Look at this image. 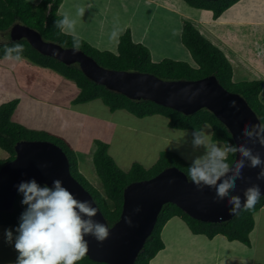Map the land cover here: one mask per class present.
Segmentation results:
<instances>
[{
	"label": "trees",
	"instance_id": "obj_1",
	"mask_svg": "<svg viewBox=\"0 0 264 264\" xmlns=\"http://www.w3.org/2000/svg\"><path fill=\"white\" fill-rule=\"evenodd\" d=\"M62 0H40L33 4L28 0H0V32L6 33L7 40L0 43V58L6 55V49L15 44L23 45L21 58L42 67L51 69L75 83L78 94L73 103H85L96 99L106 105L111 112L124 109L132 115L142 118L151 115H162L167 118L170 128L179 130H197L204 124L211 125V136L214 141L234 144L226 127L207 109L203 108L193 114L185 115L177 110L156 104L150 100H131L126 96L113 92L95 83L85 76L77 64L66 65L50 56L40 54L25 39L11 41L8 29L19 22L37 30L44 40L56 42L63 47H74L73 36L61 32L55 27V21L62 19L58 13ZM188 5L206 9L217 19L231 5L239 0H184ZM80 40V50L91 56L101 66L127 71H140L154 74L161 79H198L214 74L221 85L231 92L242 95L264 124V105L259 99L263 83L261 80L233 81L232 67L224 53L210 41L204 38L189 20H184L181 31V42L189 51L192 63L181 59L164 58L153 61L149 49L131 38L126 30L119 36L116 51L102 50L92 46L84 39ZM11 55L16 56L15 53ZM18 103L17 99L0 105V148L9 156L0 159V166L15 156L14 145L20 140H48L59 145L68 157L72 176L92 195L105 219L112 225L119 217L122 208V193L125 186L133 181L153 177L169 166H175L186 175L191 162L185 161L176 153L161 152L156 163L150 168H144L139 163H133L127 171L120 169L108 154V144L102 141L95 143L91 153L92 165L100 180L101 188L79 172L75 152L61 137L45 130L31 129L12 120V113ZM234 157L230 155L229 162ZM40 185V184H38ZM43 187L44 185H40ZM100 188V189H99ZM19 195L14 200L10 211H0V225L18 226L20 216L24 211L19 203ZM264 206V196L251 209L242 208L233 218L221 223L203 222L194 219L173 203L163 205L155 226L146 240L142 250L133 264H149L150 260L163 247L161 229L171 217L182 218L192 233L204 234L208 238L223 235L228 240L250 244V234L254 227L253 213ZM76 264H106L90 260L86 255Z\"/></svg>",
	"mask_w": 264,
	"mask_h": 264
},
{
	"label": "water",
	"instance_id": "obj_2",
	"mask_svg": "<svg viewBox=\"0 0 264 264\" xmlns=\"http://www.w3.org/2000/svg\"><path fill=\"white\" fill-rule=\"evenodd\" d=\"M8 35L11 41L25 39L40 54L66 65L77 64L87 78L131 100H150L185 115L205 108L226 127L234 145L243 144L254 153L259 151L264 159V147L256 137L250 139L243 134L245 128L254 130L255 125L262 124L259 117L242 95L224 88L214 74L169 80L148 72L109 69L80 49L74 54L73 47L44 40L37 30L19 22L8 29ZM14 152V158L0 166V211L12 209L21 181L35 179L40 185L52 187L54 180L60 179L78 200H87L97 207V214L91 219L109 229L102 242L90 235L84 237L88 241L86 256L95 262L133 264L166 203L175 204L194 219L212 223L228 221L243 208L231 213L228 198L217 200L214 187L198 189L183 171L169 166L151 178L125 186L119 217L109 225L92 195L72 176L68 157L59 145L48 140H20L15 143ZM239 158V154L234 157L233 166ZM248 163L246 160L242 170L243 179H237L236 188L229 191L230 196L239 195L242 204L244 189L253 183L260 185L264 196V180L256 179L260 169L249 168Z\"/></svg>",
	"mask_w": 264,
	"mask_h": 264
},
{
	"label": "rangeland",
	"instance_id": "obj_3",
	"mask_svg": "<svg viewBox=\"0 0 264 264\" xmlns=\"http://www.w3.org/2000/svg\"><path fill=\"white\" fill-rule=\"evenodd\" d=\"M28 1L33 4L40 2V0ZM242 2L241 5H236L228 13L233 17L240 18L244 13H248L249 9H263L264 6V0ZM170 7H174L176 12L169 11L168 9H172ZM80 8L84 9L82 16L77 15ZM190 12L191 9L184 0H62L58 10L59 14L64 15L67 13L76 19V36H79L98 49L116 51L118 41L110 39L112 31L114 29H121L123 34L126 30H129L133 41L139 42L149 49L153 61L171 58L192 63L189 51L181 42L184 16H186L185 13L190 15ZM193 12L196 14L198 12L199 14L202 11L193 10ZM249 18L245 14V19ZM238 32H241V30L238 29ZM260 35L261 40L259 41L261 45L258 40H252V43H249L247 48L243 49L242 53L245 57H253L252 59L255 60L259 57L258 52L264 53V29L261 30ZM248 37L250 40L252 39L250 34H248ZM6 40L7 37L0 32V43ZM257 45L260 46L258 47ZM254 48H259L260 50H253ZM256 51L257 54H255ZM9 61L12 63L29 62L27 64H30L28 66L31 68H41L26 58L17 60L13 55L9 59L0 60V64L2 66L5 62L4 65L7 67L9 66ZM46 70L49 72V75H53L57 80L54 83L46 84L45 80L40 79V82L43 81V85H38L37 87L41 91L46 90L50 92L48 94L45 92V94H50L52 100H66L65 97L61 98V94L59 95L58 92H54L56 89H52L58 83L65 91L67 90L66 87H68L70 97L76 93L78 88L73 81L66 79L51 69ZM18 71L19 69L14 73L18 76L16 80L24 82L26 79H29L23 71L20 72V75L16 74ZM45 75L47 74L45 73ZM6 78L11 79V73L6 74ZM20 87L22 91L23 84ZM5 97V93L0 94V99H6ZM8 100L11 101L10 99ZM22 102L23 99L20 104ZM26 103L27 106L25 103L24 105L19 104L17 110L13 111V121L27 123V125L34 127L33 129L45 130L55 134L65 140L73 151L84 150L90 144L92 146L91 151H93L96 142H105L108 144V154L123 171H127L133 163H139L144 168H150L156 163L163 151L176 153L179 157L191 163L196 158L205 154L203 146L195 147L193 145L192 132L195 130L186 131L170 128L167 125V118L162 115L155 114L138 118L124 109L111 112L101 100L96 99L89 103L78 105L77 108L80 111L78 114L74 113V116L65 112L66 110H61V112L55 113L54 117H50L47 112L43 114L42 104L34 108L29 104V101H26ZM67 105L68 108L71 107L70 104ZM48 110H51V108ZM84 115L99 116L101 120L95 119L93 120L94 122L88 123L83 128L77 127L75 119ZM129 125H132L135 130L134 128H129ZM206 125L209 124H204L202 128ZM140 129H144L150 133L142 135L139 133ZM205 131L208 134L211 132L208 129H205ZM182 133L184 134L183 136H181ZM190 143L191 145H189ZM218 143L222 145V143ZM91 164L92 162L89 161L90 166L88 163L82 165L81 170L84 173L82 174L87 180L92 181L96 187H100V180ZM79 172L81 171L79 170ZM18 203L23 210L27 208V205H23L21 200ZM255 213H253V229H255ZM260 220L259 226L263 227L264 219L261 218Z\"/></svg>",
	"mask_w": 264,
	"mask_h": 264
},
{
	"label": "crops",
	"instance_id": "obj_4",
	"mask_svg": "<svg viewBox=\"0 0 264 264\" xmlns=\"http://www.w3.org/2000/svg\"><path fill=\"white\" fill-rule=\"evenodd\" d=\"M242 1L250 0L237 1L227 8L217 19L213 18L210 10L195 8L187 4V6L190 7L191 12L190 15L185 13L186 16H184V20L191 21L194 27L200 30L199 32L204 38L224 53L232 67L233 81H262L263 86L259 94V99L264 103V53L258 52L259 57L255 60L252 59L253 57H245L242 53L243 49H246L249 43H252V40H261L260 33L261 30L264 29V6L263 9H249L248 13H244L240 16V18L231 16L228 12L236 5H241V3H243ZM170 8L172 9H167L171 12H176L174 7ZM193 10L202 12H199V14L197 12L196 14ZM245 14L250 18L245 19ZM238 29H240L241 32H238ZM3 34L6 36V33ZM248 34H250L252 38L251 40L248 37ZM260 45L257 46L259 47ZM255 49L258 50L259 48H254L253 50ZM255 54H257V51ZM9 57L10 56H5L0 58V60L9 59ZM27 63H12L9 61V66L6 65L7 67L4 65L5 62L2 66L0 64V94H6V99H0V105L7 102L8 99H17L18 103L14 109L15 112L23 99V102L20 105H24L25 103L27 106L28 102L26 103V101H29V104H31L34 108L42 104L43 114H45L44 112H47L50 117H54L55 113L61 112V110H66L65 112L72 114L73 116L74 113H79L80 109L77 108V106L86 104L87 102L78 104L73 103V99L78 94V90L70 97L68 87H66L67 90L65 91L58 83L56 87L52 89H56L54 92H58L59 95L61 94V98L65 97L66 100H52L50 98L51 95H47L50 92L46 90L41 91L37 86L43 85V81L40 82V79L45 80L44 82L46 84L54 83L57 79H55L53 75L48 74L49 72H47V68H31L28 66L30 64ZM18 69L19 71L16 72V74L20 75V72L23 71L29 78L26 79L27 81L25 80L24 82H20V80H16L18 76L14 73ZM8 73H11V79L6 78V74ZM45 73L47 75H45ZM22 84L23 90L21 91L20 85ZM45 92H47V94H45ZM67 104H70L71 107L68 108ZM49 108H51V110H48ZM100 118L101 117L94 115H84L83 117L81 116L80 118H76L75 123L77 127L83 128L88 123L90 124L94 122L93 120L95 119L101 120ZM19 123L22 124L23 122ZM23 125L26 127L29 126L31 129L34 128L27 125V123H23ZM128 127L132 129L134 128L132 125H129ZM139 131L142 135L150 133L144 129H140ZM209 134L211 135V132ZM90 145L84 150H74L75 154H77L78 168L81 173H83L81 170L82 165L84 163H88L89 165V161L92 162V146ZM189 145H191V143ZM8 156L9 154L0 148V159L4 160ZM22 198V194H20L19 200L22 201ZM255 217V229H253L250 234L249 245L236 240L230 241L225 236L220 234L215 235L212 238H208L204 234H194L182 218L178 216L171 217L166 221L161 229L163 247L150 260L149 264H264V226H259L261 223L260 219H264V206L256 211ZM16 227L17 226L14 225H0V264H15L18 253L14 248V239L12 244L6 243L4 230L11 228L15 238Z\"/></svg>",
	"mask_w": 264,
	"mask_h": 264
},
{
	"label": "clouds",
	"instance_id": "obj_5",
	"mask_svg": "<svg viewBox=\"0 0 264 264\" xmlns=\"http://www.w3.org/2000/svg\"><path fill=\"white\" fill-rule=\"evenodd\" d=\"M83 13V8L78 9L77 15L82 16ZM76 23V19L67 13L62 19L55 21V27L73 36L74 54L80 48V40L75 34ZM121 34V29H114L110 39L118 41ZM23 50V45L15 44L6 49V55L15 53V58L19 60ZM232 106H236L235 101ZM211 127L206 125L192 132L193 145L203 146L205 154L192 162L187 178L198 189L214 187L217 200L227 197L231 213L241 207L251 209L262 195L259 184L253 183L244 189L243 204L239 195L230 196L229 191L236 188L237 179H243L242 170L246 166V160L249 162L247 167L260 169L256 179L264 180V159L259 151L254 153L243 144L220 145L205 131L211 130ZM243 134L250 139L256 137L264 147V124L255 125L254 130L245 128ZM183 135L182 133L181 136ZM237 154L240 158L233 166L229 157ZM17 190L23 197L21 203L27 205V208L22 212L15 228V238L11 228L4 230L6 243L12 244L14 239V248L18 253L15 264H76L88 251V241L84 238L86 235L93 236L100 242L108 237V227L91 219L97 214V207H93L87 200H78L63 186L60 179L54 180L52 187H41L35 179L21 181ZM81 214L89 219H83Z\"/></svg>",
	"mask_w": 264,
	"mask_h": 264
}]
</instances>
